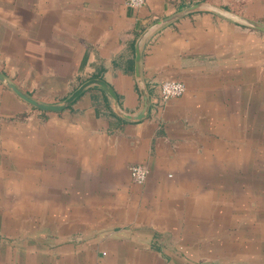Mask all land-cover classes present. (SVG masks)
<instances>
[{
    "label": "crops",
    "instance_id": "0c3cea01",
    "mask_svg": "<svg viewBox=\"0 0 264 264\" xmlns=\"http://www.w3.org/2000/svg\"><path fill=\"white\" fill-rule=\"evenodd\" d=\"M227 13L264 0H0L8 80L118 98L0 81V264H264V32Z\"/></svg>",
    "mask_w": 264,
    "mask_h": 264
},
{
    "label": "water",
    "instance_id": "95a60500",
    "mask_svg": "<svg viewBox=\"0 0 264 264\" xmlns=\"http://www.w3.org/2000/svg\"><path fill=\"white\" fill-rule=\"evenodd\" d=\"M198 7V5H194L186 10V12L194 10ZM228 16L234 17L238 19L239 21L244 22L245 24L254 27L258 30L264 31V24L255 22L243 17L236 16L231 13H227ZM140 49L137 46L135 50V74L138 78H140ZM0 81L3 82L8 88H10L14 93H16L20 98L31 104L32 106L45 110V111H61L68 107L83 91L89 86L96 85L103 89L113 100V104L115 107H118V98L117 95L114 91V89L103 79H98V78H90L83 82L81 85H79L72 93H70L67 97H65L62 101L59 103H44L36 100L32 96H30L27 92L22 90L20 87L15 85L13 82L8 80L1 72H0ZM148 107V97L146 92L144 91L142 93V107H141V112L139 115H137L135 118L140 119L144 116L146 110ZM126 117H130L126 115Z\"/></svg>",
    "mask_w": 264,
    "mask_h": 264
},
{
    "label": "built area",
    "instance_id": "2783aa9c",
    "mask_svg": "<svg viewBox=\"0 0 264 264\" xmlns=\"http://www.w3.org/2000/svg\"><path fill=\"white\" fill-rule=\"evenodd\" d=\"M147 0H124L125 4L132 8H139L146 3ZM159 98L165 102L173 97H179L185 92V85L179 80H163L158 85ZM149 170L141 164H134L130 167V175L132 180L137 184L145 182Z\"/></svg>",
    "mask_w": 264,
    "mask_h": 264
},
{
    "label": "rangeland",
    "instance_id": "374dc122",
    "mask_svg": "<svg viewBox=\"0 0 264 264\" xmlns=\"http://www.w3.org/2000/svg\"><path fill=\"white\" fill-rule=\"evenodd\" d=\"M264 32V31H262ZM264 154L262 153V160H261V165L259 166L260 169V186H261V190H264ZM255 233V231L253 229H251L249 226H246L245 228V235L246 238L247 237H255L253 236V234ZM196 264H204V262H197Z\"/></svg>",
    "mask_w": 264,
    "mask_h": 264
},
{
    "label": "trees",
    "instance_id": "16d2710c",
    "mask_svg": "<svg viewBox=\"0 0 264 264\" xmlns=\"http://www.w3.org/2000/svg\"><path fill=\"white\" fill-rule=\"evenodd\" d=\"M91 78H98V79H102V75H100V73H95L91 76Z\"/></svg>",
    "mask_w": 264,
    "mask_h": 264
}]
</instances>
